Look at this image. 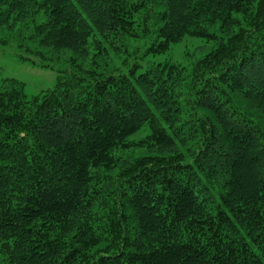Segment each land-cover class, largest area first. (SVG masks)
<instances>
[{"label":"trees","instance_id":"obj_1","mask_svg":"<svg viewBox=\"0 0 264 264\" xmlns=\"http://www.w3.org/2000/svg\"><path fill=\"white\" fill-rule=\"evenodd\" d=\"M0 44L58 74L0 80V264H264V0H0Z\"/></svg>","mask_w":264,"mask_h":264},{"label":"rangeland","instance_id":"obj_2","mask_svg":"<svg viewBox=\"0 0 264 264\" xmlns=\"http://www.w3.org/2000/svg\"><path fill=\"white\" fill-rule=\"evenodd\" d=\"M150 44V41L137 44L138 51H132L130 48L128 51L122 48L110 49L105 62L110 67H120L123 70L136 65L137 73L163 62H175L188 68L197 57L204 55L213 46V43H205L201 39L185 38L165 52L144 54V49ZM19 53H21L20 49L12 44L10 46L0 44V80L14 78L21 81L28 96L39 94L55 86L58 75L56 71L22 61Z\"/></svg>","mask_w":264,"mask_h":264}]
</instances>
